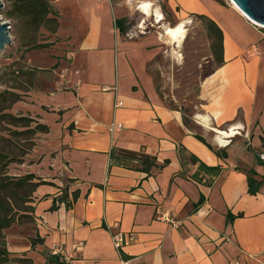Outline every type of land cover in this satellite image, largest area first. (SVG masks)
I'll return each mask as SVG.
<instances>
[{"label":"crops","instance_id":"1","mask_svg":"<svg viewBox=\"0 0 264 264\" xmlns=\"http://www.w3.org/2000/svg\"><path fill=\"white\" fill-rule=\"evenodd\" d=\"M51 1L59 27L49 44L64 45L72 62L66 104L51 110L60 115L59 134L49 125L48 153L39 172L31 170L47 183L35 193L43 249L59 247L63 264H264V32L236 6L165 0L177 20L199 18L223 34V62L201 86L202 113L190 119L216 134L210 149L145 76L140 45L118 23L127 20L119 4ZM60 66L53 91L37 100L57 95ZM232 129L233 137H218ZM115 149L143 151L160 167L148 175L118 166ZM109 228L135 241L118 251ZM40 256L38 264H49Z\"/></svg>","mask_w":264,"mask_h":264},{"label":"rangeland","instance_id":"2","mask_svg":"<svg viewBox=\"0 0 264 264\" xmlns=\"http://www.w3.org/2000/svg\"><path fill=\"white\" fill-rule=\"evenodd\" d=\"M113 1L119 4L122 15L127 18V30L134 35L133 40L128 41L137 42L142 49L145 76L153 84L159 97L165 103L179 109L199 136L202 134L209 144H215L214 132L199 127L190 120L198 113H202L199 110L202 102L199 98L201 86L218 67L219 62L218 37L211 31L209 23L199 18H188L184 20L185 22L177 20L173 12L166 7L165 0ZM222 1L224 6L234 7L232 1ZM7 9L8 5L5 3L0 16L4 22L11 23L13 44L0 54V152L8 154L9 157H21L23 161L11 163L5 171L4 168L2 170L0 163V200H7V203L13 205L16 220L11 228L4 231V235L13 256L31 259L32 264H38L40 255L46 258L52 254L51 251L44 250L43 246L41 248V245L36 248L43 250L39 252L40 254L31 247V241L37 237L40 228L35 215L39 198L35 196L36 192L33 193L32 187L20 191L23 195L14 198L12 190H5L1 183L3 176L18 178L31 173V170L39 172L40 169L37 167L42 154L48 153L47 145L51 137L44 134L32 136L27 133L20 136L17 132H27V128L4 116L7 114L38 118L39 116L33 114L37 112L44 116V123L53 128L51 136H57L61 128V123L58 122L60 115L51 110L66 104L64 97L66 95L63 92L69 86L66 78L71 68L72 57L64 45L52 49V44H49L54 41L49 30L52 29V25L42 28L35 36L38 44H49V47L31 48L34 36L28 31L17 29L16 23L7 17ZM261 31L264 32V29ZM175 35H178L177 39ZM239 45H242V42ZM55 58L60 62L52 67L50 64L55 62L53 61ZM59 65L61 66L57 75L63 83L56 88L57 95H46L53 91L55 80L53 70L59 68ZM38 66L45 70L38 69ZM20 70L33 75L32 77L25 75L16 80L15 78L19 76L17 71ZM4 92L18 93L22 96V101L15 107L12 95L8 94L5 97ZM40 92H46L45 96L37 100ZM260 94H263V90ZM200 118L209 126L206 118ZM38 181L34 180L35 183ZM22 264L29 262L25 261Z\"/></svg>","mask_w":264,"mask_h":264},{"label":"trees","instance_id":"3","mask_svg":"<svg viewBox=\"0 0 264 264\" xmlns=\"http://www.w3.org/2000/svg\"><path fill=\"white\" fill-rule=\"evenodd\" d=\"M218 3L223 5L222 0H215ZM4 2L8 5L7 9V17L16 23L17 29L24 30L30 32L34 38V42L30 44L31 48H47L49 44L42 45L38 44L36 41V37L42 28H46L48 25H52V29H49L51 33H55L59 27V23L57 20V14L55 13L52 1L51 0H4ZM127 20H119L118 23L123 26L124 29L126 27ZM217 35L218 41V54H219V62L218 66L222 64V53H223V34L221 30L217 27L215 29H211ZM19 75L16 77V80L21 79L22 76L30 75L32 77L33 74L29 72H25L24 70L17 71ZM12 95L13 97V105H16L20 101H22V96L18 93L12 92H4V96ZM6 118H10L12 121L16 122L17 124H22V127L27 128V132H17L18 135L22 136L23 133L31 134L32 136H36L38 134H48L50 133V126L47 124H43L40 122H36L34 118L26 117V116H13L5 114ZM186 121V120H185ZM187 122V121H186ZM32 124H35L33 127ZM188 124V122H187ZM197 138L205 143L210 149L213 147L206 142L204 138L197 135ZM35 146V143L33 144ZM27 154V153H25ZM111 160L114 164L132 169L137 170L148 175H151L155 169H158L160 165L158 164V160L156 157L146 154L145 152H134L130 150L124 149H115L111 153ZM16 161H23V158H15L9 157L8 154L0 152V163H2V170L4 171L9 167L11 163ZM254 172L249 175V192L256 193L258 191V184L254 181L253 176ZM34 180H39L38 182H34ZM47 183L42 181L38 178L34 173H28L25 176H21L18 178H11L8 176L2 177V187L5 190H12L13 197L22 196L23 194L20 191H24L27 187H32L33 193L37 191V189L41 185H46ZM77 194H73V201H76ZM59 201L65 203L67 207H71L70 200H68V195L63 194ZM57 203L55 201L54 205L52 206L51 210L56 209ZM14 208L13 205L7 203V200H0V264H13L19 263L22 264L25 261H28L29 264H32L31 259L25 258H17L13 256V253L10 252L4 231L9 229L14 224L15 217H14ZM229 219H234V217L229 215ZM44 240L37 234V237L31 241V247L35 250L39 245H44ZM47 263L49 264H63L60 260V256H55L53 254L46 256Z\"/></svg>","mask_w":264,"mask_h":264},{"label":"water","instance_id":"4","mask_svg":"<svg viewBox=\"0 0 264 264\" xmlns=\"http://www.w3.org/2000/svg\"><path fill=\"white\" fill-rule=\"evenodd\" d=\"M232 3L244 13L249 20L255 24H259L264 28V0H231ZM5 8V2L0 0V13ZM12 26L10 22H4L0 16V54L4 52L8 46L13 44Z\"/></svg>","mask_w":264,"mask_h":264},{"label":"built area","instance_id":"5","mask_svg":"<svg viewBox=\"0 0 264 264\" xmlns=\"http://www.w3.org/2000/svg\"><path fill=\"white\" fill-rule=\"evenodd\" d=\"M6 22V21H5ZM252 22V21H251ZM255 26L264 29L262 27H260L259 25L255 24L254 22H252ZM121 105V104H120ZM117 127L118 129H121L123 126L117 124L116 126H114V128ZM165 214H161V217H164ZM177 226V225H175ZM110 234L112 236V240H113V244L115 246V248L120 251L122 249L123 246L132 243L133 241H135V237L134 236H127L124 233L121 232H114L113 230H111L109 228ZM52 254L55 256H59L62 254V250L59 247H55L52 250ZM120 264H129L128 261H124L122 260Z\"/></svg>","mask_w":264,"mask_h":264},{"label":"bare ground","instance_id":"6","mask_svg":"<svg viewBox=\"0 0 264 264\" xmlns=\"http://www.w3.org/2000/svg\"><path fill=\"white\" fill-rule=\"evenodd\" d=\"M231 1V0H230ZM235 6V5H234ZM244 14V13H243ZM245 15V14H244ZM246 16V15H245ZM247 17V16H246ZM248 18V17H247ZM249 19V18H248ZM251 21V20H250ZM257 25H259V24H257ZM260 27H263V26H261V25H259ZM229 130L228 131H219V130H217V133L218 134H222V135H224V138L226 137V138H231V137H233L235 134H236V132H235V129H232L231 130V132H229ZM219 140V139H218ZM222 144H226V141H225V139L223 140V139H220L219 140Z\"/></svg>","mask_w":264,"mask_h":264}]
</instances>
